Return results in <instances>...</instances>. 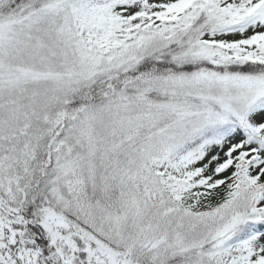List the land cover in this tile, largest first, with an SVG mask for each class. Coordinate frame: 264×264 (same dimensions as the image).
Wrapping results in <instances>:
<instances>
[{
  "label": "snow or ice",
  "instance_id": "snow-or-ice-1",
  "mask_svg": "<svg viewBox=\"0 0 264 264\" xmlns=\"http://www.w3.org/2000/svg\"><path fill=\"white\" fill-rule=\"evenodd\" d=\"M0 264H264V0H0Z\"/></svg>",
  "mask_w": 264,
  "mask_h": 264
}]
</instances>
